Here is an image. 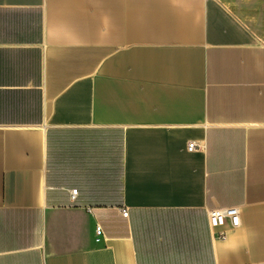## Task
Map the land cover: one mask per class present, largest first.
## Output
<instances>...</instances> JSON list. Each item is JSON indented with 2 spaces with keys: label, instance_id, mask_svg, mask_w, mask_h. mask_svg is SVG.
Returning a JSON list of instances; mask_svg holds the SVG:
<instances>
[{
  "label": "crops",
  "instance_id": "obj_1",
  "mask_svg": "<svg viewBox=\"0 0 264 264\" xmlns=\"http://www.w3.org/2000/svg\"><path fill=\"white\" fill-rule=\"evenodd\" d=\"M0 264H264V0H0Z\"/></svg>",
  "mask_w": 264,
  "mask_h": 264
},
{
  "label": "built area",
  "instance_id": "obj_2",
  "mask_svg": "<svg viewBox=\"0 0 264 264\" xmlns=\"http://www.w3.org/2000/svg\"><path fill=\"white\" fill-rule=\"evenodd\" d=\"M197 146L195 143H189L187 145V150L192 151L196 148ZM72 195L76 194V190L71 191ZM127 212L122 211V216H126ZM209 224L212 229H220L223 228L226 223H229L230 226L232 227H237L239 225V211L236 207H229V208H224V209H215L209 212ZM101 234V229L99 226L95 227V236H99ZM217 237L223 238L224 233L219 232Z\"/></svg>",
  "mask_w": 264,
  "mask_h": 264
}]
</instances>
